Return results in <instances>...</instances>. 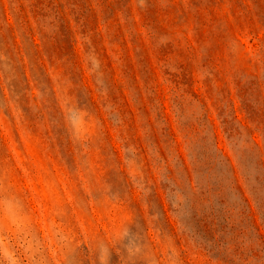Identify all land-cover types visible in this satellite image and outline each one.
<instances>
[{
    "label": "rangeland",
    "instance_id": "1",
    "mask_svg": "<svg viewBox=\"0 0 264 264\" xmlns=\"http://www.w3.org/2000/svg\"><path fill=\"white\" fill-rule=\"evenodd\" d=\"M101 246L264 264V0H0V264Z\"/></svg>",
    "mask_w": 264,
    "mask_h": 264
},
{
    "label": "clouds",
    "instance_id": "2",
    "mask_svg": "<svg viewBox=\"0 0 264 264\" xmlns=\"http://www.w3.org/2000/svg\"><path fill=\"white\" fill-rule=\"evenodd\" d=\"M90 59H91V67L97 68L99 65L98 58H96L93 55ZM110 257H111V252L109 251V249L107 247L101 246L100 255H99L100 264H109Z\"/></svg>",
    "mask_w": 264,
    "mask_h": 264
}]
</instances>
